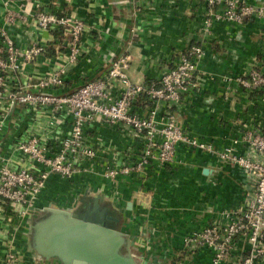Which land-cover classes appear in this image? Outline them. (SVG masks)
I'll use <instances>...</instances> for the list:
<instances>
[{
  "label": "crops",
  "instance_id": "obj_1",
  "mask_svg": "<svg viewBox=\"0 0 264 264\" xmlns=\"http://www.w3.org/2000/svg\"><path fill=\"white\" fill-rule=\"evenodd\" d=\"M245 1L264 4V0ZM40 9L57 15L72 12L84 21L82 52L76 63L67 58L66 37L56 35L52 29L35 26L34 15ZM203 11L199 0H0V26L14 43L24 46L41 39L46 47L35 60L12 71L8 84H28L29 87L52 68L64 66L67 72L63 83L48 90L66 94L84 79L100 76L105 68L104 59L111 52L118 56L127 54L130 77L143 81L159 76L175 64L182 51L193 43H200L206 53L199 69L209 73L203 84L196 86L182 101L179 108L182 127L192 135L213 141L218 147L257 124H261L264 131V90H250L236 80L222 79L225 74L236 75L259 67L264 60V23L258 16L247 18L241 24L216 21L212 33L206 35L201 28ZM8 13L13 14L11 20L6 19ZM1 45L0 38L2 48ZM66 111L60 113L57 124L48 126L50 106L29 112L25 104H16L4 116L0 153L9 154L10 163L28 165L26 156L12 154L9 146L29 131L51 140L63 136L71 127V115ZM88 141L99 142L97 158L70 177L51 172L34 207L25 216L14 214L8 219L4 215L7 204L0 202V262L7 248L12 247L17 253L13 264H68L47 249L41 251V243L47 236L42 224L57 212L69 219L67 207L54 209L52 206L58 195L67 196V204L71 206L80 199L84 210L92 202L87 199L91 192L87 182L80 180L91 175L93 191L103 181L104 186L110 185L123 196L119 204L126 207L125 216L132 220L127 229L132 247L141 244L146 252L164 251L169 257L164 258L167 263L211 264L212 252L201 249L187 253L184 237L211 223L221 210L243 202V171L237 165L222 162L216 154L180 143L173 161L166 164L153 161L145 172L132 171L109 181L101 173L97 177L93 174L98 170L102 172L112 160L111 148L139 149L141 141L120 126L98 119ZM237 147L245 150L242 144ZM83 186V195H76L75 191H81ZM97 195L104 201L102 191ZM42 216L46 217L42 220ZM146 259L151 262L149 255Z\"/></svg>",
  "mask_w": 264,
  "mask_h": 264
},
{
  "label": "built area",
  "instance_id": "obj_2",
  "mask_svg": "<svg viewBox=\"0 0 264 264\" xmlns=\"http://www.w3.org/2000/svg\"><path fill=\"white\" fill-rule=\"evenodd\" d=\"M208 11L212 5L223 4L226 12L244 22L258 16L264 23V4L245 0H206ZM13 18L12 13L6 15ZM34 24L42 30L61 29L67 41V58L76 63L80 58L84 21L74 13L57 15L40 9L35 12ZM0 130L4 116L16 104H25L29 112L50 106L46 123L57 124L63 110L71 115V127L63 135L45 139L30 132L9 146L10 152L24 154L28 165L11 162L10 155L0 153V202L7 204L4 215L25 216L34 207L37 196L51 172L70 177L85 169L99 154L97 141H88L95 122L103 120L120 126L141 141L138 148L118 150L111 148L113 157L106 165V176L119 173L146 171L153 161L160 164L176 157L178 145L183 143L216 154L224 163L237 165L243 171V202L221 210L211 223L184 237L185 250L192 253L201 249L212 252L211 264H264V131L262 125L248 128L241 135L218 147L213 141L192 135L179 121V108L185 96L197 86L198 60L205 55L204 47L191 44L182 51L175 64L157 77L135 81L130 77V57L114 55L104 59L100 76L84 79L75 90L66 94L54 93L49 88L62 84L67 69L52 68L38 82L27 88L8 84L12 71L25 62L35 60L45 52V44L33 40L17 46L13 38L0 26ZM250 90H264V60L259 67H251L236 75H227ZM143 100L140 102V99ZM264 98V97H263ZM143 102V103H142ZM145 102V103H144ZM97 142V143H96ZM243 145L240 151L237 145ZM1 213V212H0ZM17 253L7 248L0 264H13Z\"/></svg>",
  "mask_w": 264,
  "mask_h": 264
},
{
  "label": "water",
  "instance_id": "obj_3",
  "mask_svg": "<svg viewBox=\"0 0 264 264\" xmlns=\"http://www.w3.org/2000/svg\"><path fill=\"white\" fill-rule=\"evenodd\" d=\"M91 201L84 210L67 211L70 228L67 225L60 227L46 222L47 236L41 243V251L47 249L52 255L65 259L68 264H129V258L133 257H126L120 252L124 242V237L117 229L120 217L108 206L102 205L101 195H96ZM70 232L72 235L67 236ZM61 245L69 258L53 249ZM140 264L147 263L144 260Z\"/></svg>",
  "mask_w": 264,
  "mask_h": 264
},
{
  "label": "rangeland",
  "instance_id": "obj_4",
  "mask_svg": "<svg viewBox=\"0 0 264 264\" xmlns=\"http://www.w3.org/2000/svg\"><path fill=\"white\" fill-rule=\"evenodd\" d=\"M199 2H201L203 4V6H204V11L202 13V15H203L202 19L203 20H202V26H201L204 34L209 35V34L212 33V27L214 25V22H216V21H226V22H232V23L241 24L240 21H238L237 19L229 16V14L226 12V9H225L223 4L221 6L219 4L212 5V10H211V12H209L208 11V3H207V1L206 0H199ZM193 44L202 45L200 43H193ZM204 51H205V49H204ZM202 59L198 60V71L196 72L197 87H200L201 84H203V81L206 79L207 74L209 73V72H207L204 69H199V66H200V63L202 62ZM222 79L223 80L225 79V80H228V81L230 80L226 74L222 76ZM25 87H28V86H25ZM6 113H10V112H6ZM2 114H5V113H3L2 110H0V115H2ZM95 173L96 174H93L95 177H97V175H100V173H101L109 181H110V179L114 180V179L117 178V177L116 178H111V176H106L105 175L106 172L104 170H102V172L100 170H98V171H95ZM124 175L125 174H123V173H119L118 176H124ZM100 177L102 178V176H100ZM100 177L98 176L99 179H100ZM78 178H79V176H77V179ZM92 178L93 177L91 175H88V176L85 175V178L80 180V181H86L88 188H90V192H91L90 195L91 196H89L87 199L93 200L94 197L97 195V193L102 191L103 194H104L103 195V197H104L103 205L104 206H108V208L110 210L114 211V213H116L120 217V222L117 223V229L121 232L120 234L124 237V242H123V244L120 247V252L123 255H125L126 257H131L132 256L136 260L137 264H140V262H143L144 260L146 261L147 264H150L151 262L153 264H174V262H171V261L168 262V263H167V261H164V258L168 257V255H164V254H166V253H164V251L152 250L150 252H146L145 249H142L141 244H138L139 246L137 245L135 247H132L131 240H129L128 234H127V229L130 228V224L132 223L131 222L132 220H130L128 217H126L127 216L126 215L127 211L125 210L126 207L121 206L119 204V200L123 196L118 192V190H115L110 185H108V187L104 186V182L103 181H100L101 185L99 184L98 189L93 191L92 188H91V185H90V183H91L90 179H92ZM74 181L75 180L73 179V181L71 183L74 184L75 183ZM84 188L85 187L83 186V189L81 188L82 189L81 191L76 190L75 191L77 193L76 195L82 196L83 192H84ZM72 189H70V192L72 191ZM100 189H102V190H100ZM76 201H78V202H76ZM76 201L72 204V206H73L72 207L70 204H67L68 203V197L67 196L64 197L62 195H58L56 197V199L54 200V202L52 203V206L55 207L54 209H62V207H67V209H65L66 211H70V210L79 211V210H82V208L80 206V205H82V203L79 202L80 199L76 200ZM68 208H70V209H68ZM43 211L45 212V210H43ZM45 217L46 216H42L41 219L43 220ZM147 255H149V259H150L151 262H148V259H146ZM54 256L58 257V255H54ZM170 256H173V255H170ZM58 258H60V257H58Z\"/></svg>",
  "mask_w": 264,
  "mask_h": 264
},
{
  "label": "bare ground",
  "instance_id": "obj_5",
  "mask_svg": "<svg viewBox=\"0 0 264 264\" xmlns=\"http://www.w3.org/2000/svg\"><path fill=\"white\" fill-rule=\"evenodd\" d=\"M112 211V210H111ZM113 212V211H112ZM58 213V212H57ZM55 214V215H53V217L50 219V220H48L47 222L48 223H51V224H53V225H57V226H60V227H64L65 225H67V227H71V225H70V223L68 222V220L62 215V214H60V213H58V214ZM109 222L111 223H113V221H111V220H109ZM111 223V224H112ZM116 224V223H115ZM42 226L43 227H45V224H42ZM60 230H61V228H60ZM67 236L69 235H72V233L70 232V233H68V234H66ZM54 250H57V251H60L62 254H64L66 257H68V254H67V252H65V249H64V246L63 245H61V246H55V248H53ZM71 255V254H70ZM70 257V256H69ZM68 257V258H69ZM68 260H70V259H68ZM129 264H136V261L135 260H133V258H129Z\"/></svg>",
  "mask_w": 264,
  "mask_h": 264
},
{
  "label": "trees",
  "instance_id": "obj_6",
  "mask_svg": "<svg viewBox=\"0 0 264 264\" xmlns=\"http://www.w3.org/2000/svg\"><path fill=\"white\" fill-rule=\"evenodd\" d=\"M54 31V33L58 36H64V33H62L63 31L61 29H52ZM61 34V35H60Z\"/></svg>",
  "mask_w": 264,
  "mask_h": 264
}]
</instances>
